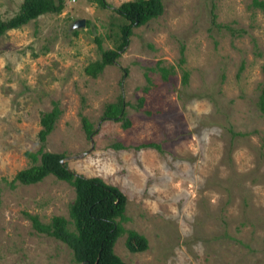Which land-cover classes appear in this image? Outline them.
Wrapping results in <instances>:
<instances>
[{
  "label": "rangeland",
  "instance_id": "374dc122",
  "mask_svg": "<svg viewBox=\"0 0 264 264\" xmlns=\"http://www.w3.org/2000/svg\"><path fill=\"white\" fill-rule=\"evenodd\" d=\"M104 1L63 0L59 12L0 35V264H79L28 216L68 218L73 186L53 174L11 180L31 162L24 150L39 147V113L53 100L60 114L43 149L63 152L70 169L123 191L121 223L147 239L144 250L129 251L125 234L116 238L113 249L127 264H264V115L257 104L264 13L250 0H162L161 14L132 25L114 62L91 76L83 67L99 57L96 37L113 47L125 20L112 9L123 0ZM20 2L0 0V16ZM77 18L83 24L72 26ZM157 61L173 66L166 79L152 68ZM118 97L131 121L125 128L100 119L104 103ZM148 141L159 148L135 147Z\"/></svg>",
  "mask_w": 264,
  "mask_h": 264
},
{
  "label": "trees",
  "instance_id": "16d2710c",
  "mask_svg": "<svg viewBox=\"0 0 264 264\" xmlns=\"http://www.w3.org/2000/svg\"><path fill=\"white\" fill-rule=\"evenodd\" d=\"M105 6L104 0H97ZM250 5L259 8L264 13V0H250ZM63 7V0H21L18 9L7 18L0 16V35L5 30L18 27L30 19L45 12H59ZM112 9L125 20L118 24V34L113 47L103 48L100 38L96 43L100 50L99 57L90 60L84 65L86 74L96 76L106 64L114 62L120 51L126 45L131 33L132 25H139L150 18L161 14L162 0H123ZM215 13L211 12V22H215ZM178 63L184 61L183 45L179 48ZM159 71L161 78L166 79L173 66L160 65L157 61L152 67ZM263 72L257 97L258 108L264 115V63L261 64ZM146 74V73H145ZM146 80H149L147 74ZM188 70L182 69L181 82L186 83ZM147 89V86L144 87ZM143 95L137 98V105L143 102ZM124 102L121 97L115 101L104 103L100 119L111 118L121 120L122 127L130 125L126 116ZM60 114L56 100L52 101L49 109L39 113L40 128L37 137L40 145L35 150H24L25 156L31 161L29 165L18 169L12 181L17 180L28 184L41 180L48 174L65 180L73 186L74 196L68 205V218L61 214H54L48 222L40 221L35 214H28L32 227L47 235L64 242L71 250L74 261L79 264H127L114 251L116 238L124 233V245L129 251H140L147 247L146 237L133 228H125L121 221L126 218L124 213L126 196L115 184L106 182L98 175L86 176L70 169L64 160V153L43 149V142L52 130L54 122ZM81 123L87 134L93 132L91 121L81 114ZM114 147H122L119 142H113ZM153 146L159 144L153 141L141 142L135 147ZM264 245V233L262 236Z\"/></svg>",
  "mask_w": 264,
  "mask_h": 264
},
{
  "label": "water",
  "instance_id": "95a60500",
  "mask_svg": "<svg viewBox=\"0 0 264 264\" xmlns=\"http://www.w3.org/2000/svg\"><path fill=\"white\" fill-rule=\"evenodd\" d=\"M82 24H83V18H77L73 21L72 26H77Z\"/></svg>",
  "mask_w": 264,
  "mask_h": 264
}]
</instances>
